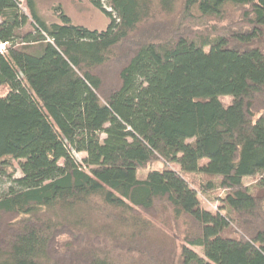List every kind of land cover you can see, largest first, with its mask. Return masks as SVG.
<instances>
[{"label": "trees", "instance_id": "obj_1", "mask_svg": "<svg viewBox=\"0 0 264 264\" xmlns=\"http://www.w3.org/2000/svg\"><path fill=\"white\" fill-rule=\"evenodd\" d=\"M87 1L106 30L0 0V264H264V0Z\"/></svg>", "mask_w": 264, "mask_h": 264}, {"label": "rangeland", "instance_id": "obj_2", "mask_svg": "<svg viewBox=\"0 0 264 264\" xmlns=\"http://www.w3.org/2000/svg\"><path fill=\"white\" fill-rule=\"evenodd\" d=\"M18 1L21 4L20 8L22 9V11L26 13L27 15H29V11L26 7V0H18ZM34 1H35L40 17L48 25H51L54 23H60L59 18H58L59 12H60L59 8L61 9L63 13H65L71 18L72 22L75 25L83 26L90 30L104 31L107 29L109 22H110L100 11L96 10L87 0H34ZM108 10L111 11L110 9ZM180 14L181 12L178 11L177 13H175V15L167 16L165 14L157 12L154 18L155 22L153 23L155 24L160 23V22L170 23V24H173L174 26L180 21V23L182 24V20H180L181 19ZM149 27H151L150 23L146 26H143L142 29L149 30ZM169 27L164 28L161 31L156 30V32L154 31L152 35L155 36L156 38L165 39L171 33L169 31L170 30ZM32 30H33V26L31 25V22H30V25L27 26L23 31L29 32ZM190 30L191 32H197V34L200 33L196 25L190 26ZM221 102L225 106H229L232 103V98H228V97L221 98ZM74 157L79 164H82L83 159L86 158V154L84 153L74 154ZM14 166L17 168L16 177L21 178L22 174L19 171L18 163L14 162ZM164 169L165 167L161 162H155L149 165L146 169L141 170L139 172V177L144 179L150 171H154V170L164 171ZM48 173L49 171H39V172L34 173L31 176V178L37 179V178L45 177L48 175ZM198 181L201 184L202 182H205V179L202 178V176L200 177L198 176L197 178H195V182L197 183ZM244 183L245 185L250 186L255 183V180L247 179L245 180ZM193 186H194L193 188L197 192L202 208H204L207 212H210L212 214L213 221H216V219L218 221L219 215L224 214V212L220 210L221 201L219 200L225 196V192L223 190H215L213 192L208 193V195H206L202 191V188H200L199 186H196V184H193ZM149 220H151V222L153 223L154 227L156 228V231L162 229L158 218L149 217ZM183 228L184 227L182 225H177V226L172 225L170 227V231L165 230L167 234L169 235V237L175 236V233H177L180 236V237L177 236V239L174 238V240H176L174 242H176L177 247H180L183 244V235H182ZM172 250L173 249H168L166 251L167 254L170 255L171 257L169 261H172L171 264H179L180 251L176 250L174 254H171ZM194 250L200 256L203 255L201 248H195ZM127 259H128V254H124V253L120 255L119 258H117V260H120V261H124ZM129 260H132V259H129Z\"/></svg>", "mask_w": 264, "mask_h": 264}, {"label": "built area", "instance_id": "obj_3", "mask_svg": "<svg viewBox=\"0 0 264 264\" xmlns=\"http://www.w3.org/2000/svg\"><path fill=\"white\" fill-rule=\"evenodd\" d=\"M5 49V45H0V52L2 53Z\"/></svg>", "mask_w": 264, "mask_h": 264}]
</instances>
